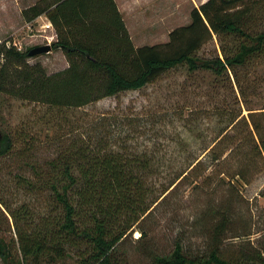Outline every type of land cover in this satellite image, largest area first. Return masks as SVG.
<instances>
[{"label": "rangeland", "instance_id": "1", "mask_svg": "<svg viewBox=\"0 0 264 264\" xmlns=\"http://www.w3.org/2000/svg\"><path fill=\"white\" fill-rule=\"evenodd\" d=\"M44 1L0 0V46L5 43L26 52L58 41L57 31L45 15L32 21L24 16ZM115 1L133 44L141 48L167 43L170 33L190 24L193 9L208 0ZM53 2L46 0L44 5ZM254 3L258 4L262 30L264 0ZM219 48L215 40L202 54ZM28 62L41 65L48 76L70 66L64 51L53 47L49 54L30 57ZM241 80L243 93L236 87L239 106L228 98L224 87L191 78L184 69L174 70L142 90L105 98L79 110L51 109L0 93V129L14 140L10 153L0 157V236L13 250L10 264H17L21 256L17 229L32 232L44 225V218L56 214L50 194L28 184L37 183L32 167L45 166L69 140L79 137H107L117 147L145 155L150 161L149 183L157 203L117 246L115 255L121 262L153 264L155 257L170 255L177 244L191 257H207L213 228L223 213L231 222L221 248L225 257L261 253L264 258V58L243 69ZM231 109H242L249 126L243 122L227 132L230 139L218 151L226 149L219 163L210 151L227 128ZM104 119L112 124L105 135L103 129L96 130ZM249 137L259 144L261 154ZM199 161L193 173L164 194ZM238 172H244L246 179L234 177ZM12 212L26 218L17 226ZM79 253L72 252L60 264H79ZM0 264L7 263L0 259Z\"/></svg>", "mask_w": 264, "mask_h": 264}, {"label": "trees", "instance_id": "2", "mask_svg": "<svg viewBox=\"0 0 264 264\" xmlns=\"http://www.w3.org/2000/svg\"><path fill=\"white\" fill-rule=\"evenodd\" d=\"M251 1L256 2L208 0L193 9L190 24L170 33L167 43L137 48L115 0H54L44 5L45 0L24 16L31 21L41 15L49 19L58 34L52 47L64 51L70 66L48 76L41 65L28 62L32 49L23 52L4 43L0 46V93L51 109L79 110L105 98L142 90L164 75L184 69L191 78L224 87L228 98L239 106L236 87L243 93L242 70L264 58V29L258 23V4L253 6ZM215 40L219 50L202 54ZM227 114L228 126L210 151L219 163L226 149L218 151L230 139L227 132L243 122L249 126L242 109ZM106 120L96 128L103 129L104 135L112 125ZM252 124L259 129L254 120ZM106 138L71 139L45 166L32 167L37 183L28 184L50 194L56 214L44 218V225L32 232L17 229L21 254L17 264H60L72 252H81L79 264H128L116 257L115 250L157 203L149 183L152 168L145 155L117 147ZM249 141L260 149L254 137ZM13 144V138L0 129V157L7 156ZM200 163L178 176L164 194ZM234 177L246 179L244 172ZM11 215L17 226L26 218ZM227 216L223 213L213 228L207 257H191L177 244L170 255L155 257L153 264H264L261 253L228 259L221 252L231 229ZM13 254L0 236V259L10 264Z\"/></svg>", "mask_w": 264, "mask_h": 264}, {"label": "water", "instance_id": "3", "mask_svg": "<svg viewBox=\"0 0 264 264\" xmlns=\"http://www.w3.org/2000/svg\"><path fill=\"white\" fill-rule=\"evenodd\" d=\"M51 51H52L51 45L36 47L29 52V56L34 57L38 55L49 54Z\"/></svg>", "mask_w": 264, "mask_h": 264}, {"label": "built area", "instance_id": "4", "mask_svg": "<svg viewBox=\"0 0 264 264\" xmlns=\"http://www.w3.org/2000/svg\"><path fill=\"white\" fill-rule=\"evenodd\" d=\"M52 24L50 23V26H51ZM49 27V26H48Z\"/></svg>", "mask_w": 264, "mask_h": 264}]
</instances>
